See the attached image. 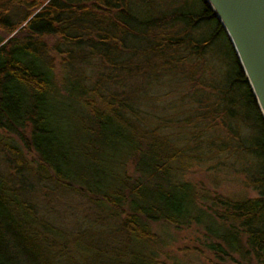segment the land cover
<instances>
[{
    "label": "trees",
    "instance_id": "1",
    "mask_svg": "<svg viewBox=\"0 0 264 264\" xmlns=\"http://www.w3.org/2000/svg\"><path fill=\"white\" fill-rule=\"evenodd\" d=\"M0 32V264H161L189 229L173 264H264V120L205 0H0Z\"/></svg>",
    "mask_w": 264,
    "mask_h": 264
},
{
    "label": "water",
    "instance_id": "2",
    "mask_svg": "<svg viewBox=\"0 0 264 264\" xmlns=\"http://www.w3.org/2000/svg\"><path fill=\"white\" fill-rule=\"evenodd\" d=\"M226 32L264 120V0H205Z\"/></svg>",
    "mask_w": 264,
    "mask_h": 264
},
{
    "label": "rangeland",
    "instance_id": "3",
    "mask_svg": "<svg viewBox=\"0 0 264 264\" xmlns=\"http://www.w3.org/2000/svg\"><path fill=\"white\" fill-rule=\"evenodd\" d=\"M5 35H3L0 32V38L4 37ZM192 180L194 181H204L203 177L201 174H195L191 177ZM251 195H254L253 193ZM64 224V223H62ZM63 228H66L67 226H62ZM193 235H196V232L194 231V229H189V230H182V231H178L175 232L174 235H172L170 237V240L172 242H174L173 244H171L168 248L166 249V252L170 255L175 256V258L181 260L184 256L183 253V247L184 246H188V245H192L193 243ZM165 251L163 250L162 254ZM164 253L161 257H160V263L161 264H173L172 260L169 259V255L167 253ZM203 253V255L208 254L206 250H204L203 248L199 250V253ZM192 258H188L187 260V264H201L202 261L198 260V258L194 255H192Z\"/></svg>",
    "mask_w": 264,
    "mask_h": 264
}]
</instances>
